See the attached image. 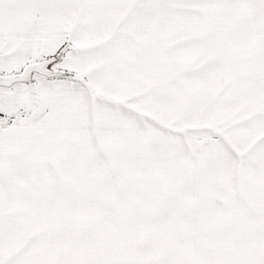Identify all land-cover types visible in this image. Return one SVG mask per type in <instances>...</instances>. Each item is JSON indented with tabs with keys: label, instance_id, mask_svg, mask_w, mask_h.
<instances>
[{
	"label": "snow or ice",
	"instance_id": "obj_1",
	"mask_svg": "<svg viewBox=\"0 0 264 264\" xmlns=\"http://www.w3.org/2000/svg\"><path fill=\"white\" fill-rule=\"evenodd\" d=\"M0 264H264V0H0Z\"/></svg>",
	"mask_w": 264,
	"mask_h": 264
}]
</instances>
